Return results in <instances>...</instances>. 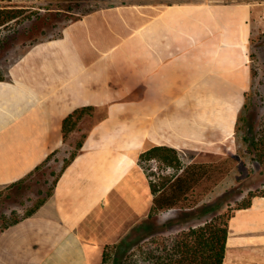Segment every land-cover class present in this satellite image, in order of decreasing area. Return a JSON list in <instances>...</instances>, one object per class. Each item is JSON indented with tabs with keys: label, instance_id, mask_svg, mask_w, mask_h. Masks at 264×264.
Masks as SVG:
<instances>
[{
	"label": "crops",
	"instance_id": "1",
	"mask_svg": "<svg viewBox=\"0 0 264 264\" xmlns=\"http://www.w3.org/2000/svg\"><path fill=\"white\" fill-rule=\"evenodd\" d=\"M258 4L117 0L80 14L7 67L0 77V191L64 150V120L76 108L107 106L108 113L60 170L52 194L0 230V264H101L106 246L153 208L140 164L148 147H175L182 160L183 151L196 159L237 152ZM171 211L159 212L160 222L176 215H165ZM229 227L224 264H264V195L235 208Z\"/></svg>",
	"mask_w": 264,
	"mask_h": 264
},
{
	"label": "trees",
	"instance_id": "2",
	"mask_svg": "<svg viewBox=\"0 0 264 264\" xmlns=\"http://www.w3.org/2000/svg\"><path fill=\"white\" fill-rule=\"evenodd\" d=\"M32 9L26 5L15 4L12 0H0V31L6 30V28L11 27L15 22L31 19L35 14L39 16L40 10ZM66 9L69 11L73 10L72 6ZM93 9H89L88 11ZM253 55L251 53V58ZM1 76L2 74H0ZM249 96L250 90L246 92V102L239 115L237 131L240 128V121L246 118L243 113L248 106ZM98 112H100L99 115H97ZM107 113V106L98 107L95 105H86L76 108L64 120L65 140H67L69 133L78 128L85 118L96 117L97 119L94 122L96 123L106 117ZM253 130L255 132L252 136L245 135V141L249 149L248 155L257 167L254 171L264 175V132L262 133L259 129H255V126H253ZM87 135L88 132L83 133L82 138L77 143V148L71 152L69 157L65 158L61 172L78 154ZM154 158L162 160L168 167L173 168L175 173L170 176H165L161 182L150 179L151 188L155 195L153 208L149 217L120 242L119 247L124 245L126 248L124 251H120L121 254L117 256V259L119 260L121 258L120 256L126 252L127 247L129 250L136 246L134 252L123 259L122 264H224L227 240L230 233V219L234 210L227 213L219 209L225 200L202 202L201 198H194L192 194H194L200 185L210 180H212V185L210 184L206 190H211L231 170L234 165L233 162L225 164L224 166H221L215 161H194L183 165L179 149L168 145L155 144L141 153L140 164L144 167L145 164H148ZM225 159L228 161L236 160L235 162H238L240 155L234 154ZM61 172L59 171L57 176ZM218 172L221 175L215 177V174ZM32 174L22 178L13 185H23ZM55 183L56 180L50 192L35 206L30 208L25 215L6 219L0 227V230L18 222L25 216L33 214L46 200L47 196L52 194ZM247 187L240 186L237 195H242ZM249 195L250 197L240 203L236 208L250 206L252 198L257 193L249 192ZM262 195H264V191ZM231 200L228 199L225 201L224 205H230ZM169 209H176V215L167 221L160 222L158 213ZM196 220L199 222L192 224L188 229H183L172 236L163 239L154 237V234L156 235L164 230H168L169 227L176 223L186 224ZM110 245H107L105 248L101 264H110L111 262L112 252Z\"/></svg>",
	"mask_w": 264,
	"mask_h": 264
},
{
	"label": "rangeland",
	"instance_id": "3",
	"mask_svg": "<svg viewBox=\"0 0 264 264\" xmlns=\"http://www.w3.org/2000/svg\"><path fill=\"white\" fill-rule=\"evenodd\" d=\"M115 1L117 0H12L15 4L26 5L33 8L32 10H40V14L39 16L35 14L31 19L15 22L11 27L0 31V74H4L7 67L33 43L58 35L69 20L78 17L89 9L111 4ZM258 1L261 4H258V15L254 18V35L252 36L251 47V53L254 54L251 60L253 74L249 103L243 113L246 118L240 121V128L237 131L238 147L235 154L240 155V159H238V162H235L236 160L228 161L225 158L234 154L218 155L212 153L202 154L196 159L193 152H182L183 165L196 160L215 161L221 166L233 162L234 165L231 170L211 190H206V188L210 184L212 185V180L204 182L192 194L194 198H201L202 202L227 201L235 198L233 201L231 200L230 205H224L225 201L220 205L219 209L227 213H230L240 203L247 200L250 197L249 192L262 195L264 191V175L254 171L257 167L248 155L249 149L245 141V135L252 136L254 134L253 126L262 133L264 132V0ZM70 6L73 8L72 11L66 9ZM99 114L100 112L97 113V115ZM96 119V117L85 118L78 129L70 133L64 150L48 157L43 166L27 182L23 183V185H11L0 191V227L8 218L25 215L30 208L35 206L50 192L57 174L63 167L65 158L69 157L71 152L77 148V143L82 138L83 133L90 129ZM144 169L149 179L156 182H161L165 176L175 173L173 168L168 167L159 159L148 162V164H145ZM220 175L218 172L215 177ZM240 186L248 187L242 195L238 196L237 193ZM175 214L176 211H171L165 215L173 216ZM197 222L199 221L177 225L161 235H154V237L163 239L172 236L183 229H188ZM124 237L116 242L115 245H110L111 248H109L112 252L110 264H122L123 259L134 252L136 246L129 250L127 247L126 252L120 256L119 260L117 259V256L121 254L120 251H124L126 248L124 245L119 247Z\"/></svg>",
	"mask_w": 264,
	"mask_h": 264
},
{
	"label": "built area",
	"instance_id": "4",
	"mask_svg": "<svg viewBox=\"0 0 264 264\" xmlns=\"http://www.w3.org/2000/svg\"><path fill=\"white\" fill-rule=\"evenodd\" d=\"M152 160H158V159L154 158V159H152ZM152 160H151V161H152Z\"/></svg>",
	"mask_w": 264,
	"mask_h": 264
}]
</instances>
